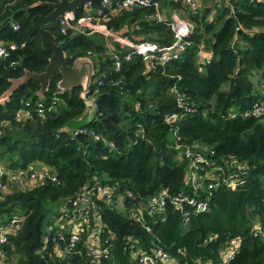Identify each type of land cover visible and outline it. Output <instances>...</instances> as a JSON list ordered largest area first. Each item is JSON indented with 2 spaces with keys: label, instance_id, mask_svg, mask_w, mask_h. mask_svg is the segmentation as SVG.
Here are the masks:
<instances>
[{
  "label": "trees",
  "instance_id": "obj_1",
  "mask_svg": "<svg viewBox=\"0 0 264 264\" xmlns=\"http://www.w3.org/2000/svg\"><path fill=\"white\" fill-rule=\"evenodd\" d=\"M37 1L44 0H0V40L16 43L7 55H0V95L11 78L26 69L41 71L48 62L51 50L42 47L31 16L49 9L34 5ZM158 3L163 9L181 4ZM98 4L92 0L93 6ZM153 9H123L105 22L132 40L168 44L171 28L143 18ZM74 13L78 16L82 9ZM188 16L192 44L177 60L153 69L136 53L123 58L117 41L113 54L121 66L115 69V57L105 53L106 40L98 33L64 35L59 44L69 62L88 51L94 58L87 96L94 97L95 112L89 120L78 118L85 108L79 86L57 91L59 72L50 78L43 98L36 93L38 81L31 78L0 103V179L8 171H29L35 161L55 175V180L47 177L24 188H9L0 198V224L23 216L0 244V258L7 264H136L139 253L156 247L177 264H220L223 248L234 241L238 247L228 264H264V237L253 234L257 224L264 226V114H243L255 100L264 99L258 87L264 82V0H197L196 12L188 11ZM46 27L60 42L57 22ZM256 72L263 78L257 85ZM173 85L184 93L189 110L177 106ZM53 95L59 97L54 104ZM37 99L42 101L40 113ZM22 106L32 117L17 121L14 113ZM175 110L184 114L171 127L164 117ZM188 146L219 163L242 161V179L229 187L224 181L228 169L212 176L209 166L198 161L193 167L198 184L193 186L191 158L183 153ZM99 182L113 186L110 196L92 188L89 198L76 200ZM179 193L204 200L206 209L194 213L190 203L175 207L171 197ZM154 194L161 196L162 208L150 215L140 207ZM130 209L139 211L138 219L130 216ZM65 213L85 220L75 241L70 239L73 227L56 222ZM91 235L100 241L108 237L111 256L90 253Z\"/></svg>",
  "mask_w": 264,
  "mask_h": 264
},
{
  "label": "built area",
  "instance_id": "obj_2",
  "mask_svg": "<svg viewBox=\"0 0 264 264\" xmlns=\"http://www.w3.org/2000/svg\"><path fill=\"white\" fill-rule=\"evenodd\" d=\"M180 1V7L188 11L196 12L197 0H175ZM153 6V11L144 15V19H150L157 22H163L167 24L173 31V38L168 44H160L156 40L152 39H139L132 40L126 35H121L118 32H115L111 28L107 27L106 20L110 16L116 14L123 9H133ZM82 13L78 16H75L74 11H68L62 14L57 19V24L59 27L61 43L64 41V35L68 34V29L74 31L75 33H93L99 32L106 35H109L114 41H117L121 48V56L125 59H130L133 53L140 55L141 59L146 63V65L153 69L157 65H165L174 60H177L181 57L182 53L185 52L188 47L192 44L191 39L188 38L189 34L192 33L193 27L190 19L185 20L180 17L176 12H168L167 9L161 8L158 0H99V4L96 6L92 5V0H86L82 3L81 7ZM11 26L14 29L18 28L16 22H11ZM16 48V43L13 41L4 42L0 40V55H7L8 49ZM127 51L123 53V51ZM116 51L113 49H106V54H111L115 57L114 67L119 69L121 66L120 59L115 56ZM87 54L90 55L88 51ZM206 55V54H205ZM96 80V79H95ZM101 81V78L98 79V82ZM59 93L64 91L63 88L57 90ZM259 92L264 94V82L262 81L259 86ZM57 93V92H55ZM172 93L175 96L177 106L183 107L184 109L189 110L188 105L185 102L184 93L180 92L179 88L175 85L172 87ZM59 99L58 96L53 95L51 103L54 104ZM30 99L25 100V104H30ZM36 110L40 113L42 101L36 100ZM140 107V103H136ZM51 107V106H50ZM31 111L22 106L14 113V119L17 121L31 118ZM184 114L183 111L175 110L165 115L164 120L172 126H174L175 121H177ZM244 115H262L264 114V99L255 100L248 108L244 109ZM140 126V124H137ZM176 130V128L173 127ZM84 133H90L95 138H98L99 135L92 129H87L86 127H79L78 129ZM185 156L191 158L189 162V179L193 186L198 184V178L193 171V167H196L198 161L204 162L209 166L207 170L208 173H211L212 176L217 175L214 172L220 171L221 174H224V170L228 169L224 177L225 183L229 187L236 186L239 181L242 179L243 172L245 171V166L242 164V161L238 160H224L222 163L216 162L208 156H205L202 151L193 146L190 148L184 149L183 151ZM213 153V152H211ZM218 163V164H217ZM234 168L233 170H230ZM4 172V169L0 171V174ZM11 175H8V174ZM242 174V176H241ZM219 175V174H218ZM50 177L52 180H55V175L49 168L35 169L30 168L29 171H17V173L7 172V177L3 180L0 179V198L4 196V193L7 192L9 188L15 187L17 184L22 185L26 181L28 185H33L36 180L43 181L45 178ZM92 188L95 189L96 193L99 195L110 196L112 193L113 186L109 184L95 183L90 188L82 192L77 199H87L93 194L91 191ZM161 194V193H160ZM161 196L159 194H154L150 196L148 202L145 205H141L140 209H145L148 214L155 215L157 211L162 208L160 203ZM172 204L182 209L184 203L193 205V212L198 213L206 209V202L204 200H195L192 196H187L185 194L179 193L178 195L171 197ZM130 216L134 218H139V211L130 209ZM185 221L189 219L188 212L184 211L182 213ZM23 220V216L14 215L11 219V222L8 225L0 224V244L6 240V233L8 231L15 230L19 223ZM81 228L72 229L70 233L71 241L79 239V231ZM253 234H260L264 237V226L262 224H257L253 228ZM238 247V242L234 241L229 243L226 247L223 248L221 254L220 264H228L233 258L234 253ZM87 248L90 250V253L96 257H109L111 256V249L108 247V237L104 241H100L98 236H90L87 240ZM0 264H7L3 259L0 258ZM136 264H177L171 256L165 252L160 247L152 249L150 252L142 251L138 254L136 258Z\"/></svg>",
  "mask_w": 264,
  "mask_h": 264
},
{
  "label": "water",
  "instance_id": "obj_3",
  "mask_svg": "<svg viewBox=\"0 0 264 264\" xmlns=\"http://www.w3.org/2000/svg\"><path fill=\"white\" fill-rule=\"evenodd\" d=\"M86 0H55V1H37L34 5H44L49 11L47 13H36L31 16V24L38 31L41 45L44 49L51 50L48 62L44 69L41 71H34L26 69L24 73L18 77L10 79V86L0 95V103L8 99L11 92L16 89L20 84L26 82L28 79H35L39 83L36 91L39 98H43L44 94L49 87L50 78L55 72L60 73L56 85L59 88L70 89L75 86L81 88L80 95L85 101V108L83 113L78 117L86 121L89 120L95 112L94 97L87 96L90 84L93 80L95 69L94 61L88 55H80L69 62L67 53L62 44L56 40V35L46 27L51 22L57 19L68 11H73L80 8L82 3ZM68 33H75L68 29ZM127 51H123L126 53ZM101 78L97 76L96 80ZM86 118V119H84Z\"/></svg>",
  "mask_w": 264,
  "mask_h": 264
},
{
  "label": "rangeland",
  "instance_id": "obj_4",
  "mask_svg": "<svg viewBox=\"0 0 264 264\" xmlns=\"http://www.w3.org/2000/svg\"><path fill=\"white\" fill-rule=\"evenodd\" d=\"M87 34H91V33H87ZM260 74L261 73L256 72V75L253 77V80H254V84L255 85L259 84V82H261L263 80V78L260 77ZM84 119H86V118H84ZM74 128L75 127L71 128V129H74ZM38 168H39V166L35 167V169H38ZM3 169H4V167H0V171L3 170ZM20 187L21 188H24L25 187V184L24 183L22 185L17 184L15 186V188H17V189H20ZM56 206H57V203H53L52 204V208H56ZM56 222H59L60 223V226H61V224L63 225V227H66L67 225L68 226L70 225L71 228L73 227V229H75V228H79V226L82 223H85V220L84 219H77V220H75V219H72V218L70 219L69 216H68V213H65L64 216L57 217L56 218ZM87 223H89V220H87Z\"/></svg>",
  "mask_w": 264,
  "mask_h": 264
},
{
  "label": "crops",
  "instance_id": "obj_5",
  "mask_svg": "<svg viewBox=\"0 0 264 264\" xmlns=\"http://www.w3.org/2000/svg\"><path fill=\"white\" fill-rule=\"evenodd\" d=\"M167 10H168V12H176L180 17H182L185 20H188L189 19L188 10H185L183 8H169ZM73 11H75V10H73ZM96 33H98L100 35H103V37L105 38V40H106L105 41V43H106V49H113V50L115 49V47H116L115 42L116 41H114L113 38H111L109 35H106V34H103V33H99V32H93L91 34L96 35ZM84 55H88L94 61V58L91 55H89V54H84ZM94 69H95V65H94ZM37 166H39L38 169L47 168L44 164H42L39 161L33 162L32 165H31V168H35ZM24 184H25V186H27L28 185V182L26 181Z\"/></svg>",
  "mask_w": 264,
  "mask_h": 264
}]
</instances>
